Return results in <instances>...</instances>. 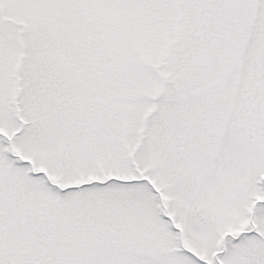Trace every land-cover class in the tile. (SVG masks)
<instances>
[{
    "label": "snow or ice",
    "instance_id": "obj_1",
    "mask_svg": "<svg viewBox=\"0 0 264 264\" xmlns=\"http://www.w3.org/2000/svg\"><path fill=\"white\" fill-rule=\"evenodd\" d=\"M0 264H264V0H0Z\"/></svg>",
    "mask_w": 264,
    "mask_h": 264
}]
</instances>
